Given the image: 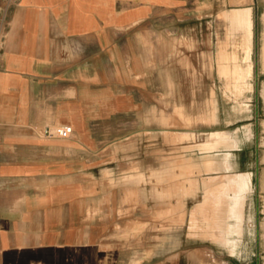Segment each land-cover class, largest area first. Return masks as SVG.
Segmentation results:
<instances>
[{
  "label": "crops",
  "instance_id": "crops-1",
  "mask_svg": "<svg viewBox=\"0 0 264 264\" xmlns=\"http://www.w3.org/2000/svg\"><path fill=\"white\" fill-rule=\"evenodd\" d=\"M206 2L0 0V264H180L182 254L197 253V236L240 251L243 225L254 226V205L264 201V145L258 159L241 164L237 131L255 136L257 122L218 124L206 112L188 131L165 124V109L181 108L177 94L211 93L223 78L228 87L223 70L205 72L198 85L168 56L182 36H193L198 12H211ZM259 97L264 116V75ZM60 124L73 127L70 138L44 134ZM216 131L202 144L209 152L183 147L194 134L165 140L166 132L204 140ZM177 147L189 152L183 165ZM228 152L231 168H206ZM177 185L185 191L183 216ZM152 202L167 224L151 231L160 239L149 247L141 228Z\"/></svg>",
  "mask_w": 264,
  "mask_h": 264
},
{
  "label": "rangeland",
  "instance_id": "rangeland-1",
  "mask_svg": "<svg viewBox=\"0 0 264 264\" xmlns=\"http://www.w3.org/2000/svg\"><path fill=\"white\" fill-rule=\"evenodd\" d=\"M252 6L253 8V20H254V30H253V45L251 52V61H252V76L250 80L252 82V88L244 91L239 96V100L244 101V103H239V100L235 99L237 97V92L235 89L232 91L229 87H226V78H223V82H218L217 87H213L211 93L206 92H197L195 94H189L188 92H181L177 94V99L181 102V108L175 107L170 109H165L166 119L165 124L170 127V130H180V131H188L193 128L194 124H198L200 122H204L206 119L205 113L207 112V120H210L214 123H220L222 120L227 122H234L238 119H248L249 121H256V132L257 134L251 135L250 130H247V135L244 130L241 129L242 133L237 134L240 135L241 146L239 147V161L241 164H246L252 157L253 160L258 159L260 146L264 145V140L260 137V120L263 121L262 118V102L259 97V82L260 77L264 75V65L261 62V48L263 43V31H264V22H263V14H264V0H207L206 6L207 8L211 6V12H207V17L199 16L197 18V29L193 32V36L191 37H181L179 42L173 46H170L168 49V56L170 55L173 58H177L179 60V64L181 69L192 70V74H194V78L197 80L198 85L200 84L203 78L202 76L207 72V74H211L212 72H217L219 68V63L221 59V48L223 45L219 44L220 41H223L224 47L228 53L233 51H237L240 56L243 55V51L240 47H236L234 44L228 43L227 39V28L226 24L221 18L220 14L225 9H230L232 7H243V6ZM208 10V9H207ZM206 21V27L202 25ZM231 46V47H230ZM222 80V78H220ZM216 83V82H215ZM214 83V84H215ZM255 84V88H254ZM247 95V96H246ZM173 98V94H165V99L170 100ZM190 100L196 101V108H184L183 106H189L188 104L184 105V102H189ZM246 105L247 107L241 108L240 106ZM206 106V109H205ZM179 110L183 111L185 115L190 116V120H186L179 113ZM254 113V114H253ZM193 117V118H192ZM217 133L212 132L207 135V138L204 140L198 139L201 134H195L193 132H182L180 135V140L177 138L179 133L166 132V142L169 143H179L184 142L192 138L194 134V143L191 145H184V148H193L199 147L201 151H213L212 149L206 148V145L210 142H213L217 138ZM251 135V136H250ZM183 136V137H181ZM230 138H235L229 134ZM120 147L124 149L123 146ZM119 142V145L121 144ZM156 141L149 142L152 145L151 150L156 149ZM141 142H139L138 146H134V148L141 147ZM182 145V144H180ZM231 149V148H230ZM176 155L179 156L180 161L178 165H183L188 158V155H185L189 152H181L182 148L177 147ZM181 155V156H180ZM209 156V154H208ZM197 159L193 156L191 158L190 164L193 165ZM198 161V160H197ZM197 163V162H196ZM151 177L156 176L154 173H150ZM183 176V174H182ZM151 181V179H150ZM156 181V180H155ZM249 190V189H248ZM247 190V191H248ZM246 191V192H247ZM173 189L170 188L166 190L165 195L172 194ZM175 193L180 196L181 203L180 206L177 205L182 211L183 216V197H185L184 187L177 185L175 188ZM158 206L155 202H152L148 206V214L149 220L144 225L146 228H141L145 234H148L147 237H143V244L145 246H156V240L160 239L158 237L153 236L152 230H161L162 224H167V222L162 221L163 216L167 217V213L162 214L157 211ZM160 207V206H159ZM188 206H186V211ZM174 207H171V212ZM254 208L258 211L256 216V221L253 227H246L238 240L239 244V252L232 253L225 246L216 244L212 241V243L207 242L204 243L201 236L198 237V241L196 243L197 253L194 255L191 253L190 257L188 253L182 254L180 264H264V237H263V224H264V201H257L254 205ZM168 214H172V213ZM244 218L245 216V204H244ZM245 223V219H244ZM249 226H252L253 222L251 219L247 221ZM167 228V227H166ZM134 238H137L134 236ZM140 240V237H138ZM228 255H230L228 257ZM232 255V256H231ZM152 260L156 258L157 253L153 252L150 254Z\"/></svg>",
  "mask_w": 264,
  "mask_h": 264
},
{
  "label": "bare ground",
  "instance_id": "bare-ground-1",
  "mask_svg": "<svg viewBox=\"0 0 264 264\" xmlns=\"http://www.w3.org/2000/svg\"><path fill=\"white\" fill-rule=\"evenodd\" d=\"M220 16L226 24L228 43L234 44L236 47H240L243 51L242 56H240L236 50L232 53L231 51L228 53L224 47V43L221 48L222 56L219 63V68L227 74V85L229 89L231 91L232 89H235V92H237V97L235 98L237 100L241 93H243L242 86L244 83L249 84V88H252L250 77L252 76L251 52L254 33L253 8L250 5L232 7L230 9L223 10ZM261 59V62L264 65V45L261 48ZM239 103H244V101L239 100ZM240 107L243 108L247 106L242 105ZM181 115L186 120H190V116L183 113ZM232 146H234V143L229 140L228 147L231 148ZM229 158V152L223 154L221 157L216 156L207 163L206 168L209 170L231 168L232 163Z\"/></svg>",
  "mask_w": 264,
  "mask_h": 264
},
{
  "label": "built area",
  "instance_id": "built-area-1",
  "mask_svg": "<svg viewBox=\"0 0 264 264\" xmlns=\"http://www.w3.org/2000/svg\"><path fill=\"white\" fill-rule=\"evenodd\" d=\"M74 133L73 127L68 124H60L48 126L44 130V134L49 137L70 138Z\"/></svg>",
  "mask_w": 264,
  "mask_h": 264
}]
</instances>
